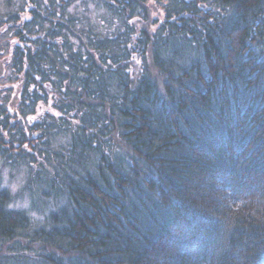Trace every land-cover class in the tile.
Returning <instances> with one entry per match:
<instances>
[{"label":"trees","instance_id":"1","mask_svg":"<svg viewBox=\"0 0 264 264\" xmlns=\"http://www.w3.org/2000/svg\"><path fill=\"white\" fill-rule=\"evenodd\" d=\"M0 264H264V0H0Z\"/></svg>","mask_w":264,"mask_h":264},{"label":"rangeland","instance_id":"2","mask_svg":"<svg viewBox=\"0 0 264 264\" xmlns=\"http://www.w3.org/2000/svg\"><path fill=\"white\" fill-rule=\"evenodd\" d=\"M1 176H3V184H7V173L6 172H3L2 174H1ZM15 187L17 188L18 186L17 185H15Z\"/></svg>","mask_w":264,"mask_h":264}]
</instances>
